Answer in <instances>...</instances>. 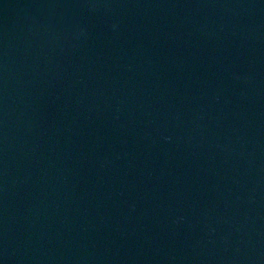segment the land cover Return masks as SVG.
<instances>
[{
  "label": "water",
  "instance_id": "95a60500",
  "mask_svg": "<svg viewBox=\"0 0 264 264\" xmlns=\"http://www.w3.org/2000/svg\"><path fill=\"white\" fill-rule=\"evenodd\" d=\"M0 264H264V0H0Z\"/></svg>",
  "mask_w": 264,
  "mask_h": 264
}]
</instances>
